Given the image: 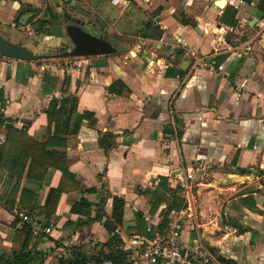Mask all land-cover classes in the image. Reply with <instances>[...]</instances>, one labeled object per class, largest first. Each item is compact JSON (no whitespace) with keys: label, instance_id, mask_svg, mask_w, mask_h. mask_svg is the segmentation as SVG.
<instances>
[{"label":"crops","instance_id":"obj_1","mask_svg":"<svg viewBox=\"0 0 264 264\" xmlns=\"http://www.w3.org/2000/svg\"><path fill=\"white\" fill-rule=\"evenodd\" d=\"M56 1L61 0H0V33L35 53L54 54L55 36L34 30L31 20L21 25L15 17ZM214 1L76 0L96 31L130 52L57 57L58 64L47 69L40 64L49 58L0 55V95L9 100L11 122L0 151V252L20 246L17 229L25 221L33 228H51L38 233L32 264H58L74 246L89 255L105 252L113 237L103 221L112 215L113 196L125 201L115 229L119 246L122 236L139 232L138 211L146 229L149 224L164 228L166 208L179 198L181 207H191L196 222L192 227L187 221L185 243L199 237L218 256L264 264V23L259 19L250 25L248 9L261 10L258 0H226L223 7ZM226 8L235 9V26L221 20ZM176 50L181 55L175 56ZM186 55L192 57L189 62ZM159 61L169 66L161 68ZM236 81H245L239 99ZM71 96L77 103L64 109L58 130L62 124L65 143L59 145L49 106L56 98L57 109L63 97ZM51 137L56 138L48 149L64 152L73 176L50 165L42 179L29 177L34 150L27 149L28 142ZM199 162L205 165L203 177L196 174L187 189V173ZM11 173L21 175L19 180ZM61 182L64 190L55 210L40 213L51 188ZM83 198L93 206L91 216L100 207L102 221L75 225L87 218L71 211ZM223 213L237 234L226 233Z\"/></svg>","mask_w":264,"mask_h":264},{"label":"trees","instance_id":"obj_2","mask_svg":"<svg viewBox=\"0 0 264 264\" xmlns=\"http://www.w3.org/2000/svg\"><path fill=\"white\" fill-rule=\"evenodd\" d=\"M258 7L261 9L264 13V0H258ZM221 20L230 25L235 26L237 24V20L235 19V9L230 10V8H226L222 15ZM189 22V21H184ZM44 26V25H42ZM44 32L49 33L48 30L42 28ZM181 50H176L175 56L181 55ZM77 103V98L74 96H71L69 98H64L59 103L60 106L56 109V106L58 105V100L56 98L52 99L49 106L48 111V117H49V123L52 122L55 118L56 120V126H57V137L60 138V142L58 144H64L65 139L60 137L63 131V125L61 124V130H58V127L60 123H62V119H64V109L66 108V105H72V107H75ZM66 113V111H65ZM181 130H178V134H181ZM51 137L48 138L46 141H36L31 139V142H28L27 149L33 148L34 152L31 151L30 154H32V161L31 165L28 170V176L29 177H40L42 179L45 171L47 170L48 166L53 165L57 167L59 170L62 171L63 175H70L73 176L67 169V161L66 157L63 151L58 149H48L49 146H54V142H52ZM26 150V148H24ZM1 153V152H0ZM1 158V157H0ZM42 168L43 172L41 175H37L34 173L37 169ZM34 171V172H33ZM17 176L18 180L21 175H15ZM64 190V186H62V182L57 186L53 187L50 190V193L48 195L47 203L44 207L40 208V213H50V209L53 211L55 210V207L57 205L58 199L61 195V193ZM124 198L119 196H113L112 198V215L111 217L107 216L106 219L103 221V224L107 231L112 235L113 240H107L106 245L108 247V251H100L96 254L89 255L86 251L82 250L80 247H71V252L69 256L65 258L59 259L58 264H90L92 261H99L103 259H110L114 261L116 264H128L127 260V252L119 248L120 239L115 233V229L118 224L122 223L123 215H124ZM159 202L155 204L152 207V211L154 212L157 207L159 206ZM170 207H181V199L176 198L173 200L171 204H169ZM26 207V206H24ZM33 206H31L32 208ZM96 213L94 216H91V212L93 210L92 204L85 198L81 199L79 202H75L72 207L71 211L73 213L79 214V215H85L87 216L86 219H78L75 223V225H85L89 224L92 221L95 220H103V213L101 212L100 207H96ZM18 218L16 217V220ZM137 219V229L139 230L138 233L146 234V227H145V221L143 218V213L141 211H138L136 214ZM167 220L165 218L164 223L166 224ZM22 236V240L20 243V246L17 248H13L10 252H0V264H32L35 257H36V251L37 246L39 243V240L41 238V234L34 235L33 227L31 225V222H24L22 223L21 227L17 229V236ZM219 260L223 264H239L236 260L232 258H225L223 256H218Z\"/></svg>","mask_w":264,"mask_h":264},{"label":"built area","instance_id":"obj_3","mask_svg":"<svg viewBox=\"0 0 264 264\" xmlns=\"http://www.w3.org/2000/svg\"><path fill=\"white\" fill-rule=\"evenodd\" d=\"M264 23V17L261 18ZM264 36V32H263ZM141 47V45H138ZM252 48L251 44L247 45V49ZM153 53V51H151ZM58 59L54 61H44L40 64V68L47 69L51 66L58 64ZM210 69H215L212 62L206 63ZM159 67H168V62H158ZM78 69V68H77ZM235 98L239 99L242 96V90L245 86V81L235 82ZM9 100L2 98L0 95V151L5 146L7 141V128L11 123L7 118V107ZM205 165L201 162L197 163L193 172L187 173V178L191 182L186 188L190 189V184H195L194 177L196 174L199 178L203 177ZM168 210V224L166 227L161 228L156 224H149L146 229V234L129 233L122 236V242L119 246L120 249L127 252L128 264H223L218 255L209 250L199 238H193L190 242L185 243L182 240V232L187 221H191L192 227L195 226V217L191 211V207L183 206L181 208L170 207ZM24 220L28 219L27 214L22 215ZM33 232L38 234L41 229L44 232H50V227H42L40 225L33 228ZM227 234H237L239 229L237 227H226ZM61 247V243L56 244ZM91 264H116L110 259H103Z\"/></svg>","mask_w":264,"mask_h":264},{"label":"water","instance_id":"obj_4","mask_svg":"<svg viewBox=\"0 0 264 264\" xmlns=\"http://www.w3.org/2000/svg\"><path fill=\"white\" fill-rule=\"evenodd\" d=\"M225 2L226 0H215L214 4L218 7H223ZM248 11L253 14L250 25H254L264 16L263 11L257 10L253 6H250ZM27 13L28 16H25V13L16 15L15 18L21 25H27L29 20H31L34 30L44 28L53 36L68 38L71 42V49L54 54L35 53L32 49L14 42L0 33V55L20 60H38L51 57L109 54L116 51L130 52L125 44L118 43L113 37L109 38L107 33H99V31L93 29L92 20L85 18L83 9L80 8V4L76 5V0L56 1L54 6H46L44 10L42 7L34 8V10H30ZM157 20H159V17H157ZM159 47L164 49L163 46ZM169 50L170 47H167L166 51L168 52ZM131 52L133 53V51ZM191 59L192 57L189 55L184 57V61L187 62ZM181 68L183 70L186 69L182 65ZM167 131L171 132V128H167ZM222 217L223 226L227 227L225 213H223Z\"/></svg>","mask_w":264,"mask_h":264},{"label":"rangeland","instance_id":"obj_5","mask_svg":"<svg viewBox=\"0 0 264 264\" xmlns=\"http://www.w3.org/2000/svg\"><path fill=\"white\" fill-rule=\"evenodd\" d=\"M10 25H11V24H10ZM14 25L17 27V26H18V23L15 22ZM11 26H12V25H11ZM8 27H10V26H8ZM17 28H20V27L18 26ZM93 29H94V28H93ZM93 29H92V30H93ZM25 31L27 32V30H25ZM35 36L41 38L40 33L35 34ZM55 39L58 40V44H59V46L56 47V50H55L56 52H54V53H59V52H61V51H63V50H69V49H71V44H70L69 42H67V41L62 42V41H63V37L55 36ZM36 41L38 42L37 38H36ZM61 42H62V43H61ZM66 58H67V57H65V58H61L60 60H65ZM54 59H56V58H49V59H46V60H44V61H50V60L54 61ZM58 60H59V59H58ZM40 62H42V61H40Z\"/></svg>","mask_w":264,"mask_h":264}]
</instances>
